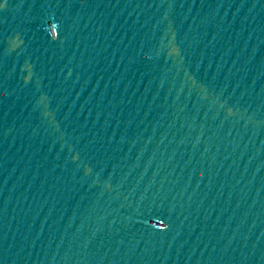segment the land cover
<instances>
[{
	"label": "water",
	"instance_id": "water-1",
	"mask_svg": "<svg viewBox=\"0 0 264 264\" xmlns=\"http://www.w3.org/2000/svg\"><path fill=\"white\" fill-rule=\"evenodd\" d=\"M0 264H264V0H0Z\"/></svg>",
	"mask_w": 264,
	"mask_h": 264
}]
</instances>
